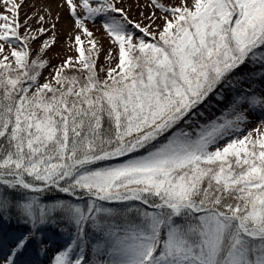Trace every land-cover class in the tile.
Returning <instances> with one entry per match:
<instances>
[{"label":"snow or ice","instance_id":"6c2138e0","mask_svg":"<svg viewBox=\"0 0 264 264\" xmlns=\"http://www.w3.org/2000/svg\"><path fill=\"white\" fill-rule=\"evenodd\" d=\"M0 3V264H264V0Z\"/></svg>","mask_w":264,"mask_h":264},{"label":"rangeland","instance_id":"374dc122","mask_svg":"<svg viewBox=\"0 0 264 264\" xmlns=\"http://www.w3.org/2000/svg\"><path fill=\"white\" fill-rule=\"evenodd\" d=\"M17 3H21L20 8V20L23 22L26 17H33V20L31 23L33 26H37L35 23V17L37 15H45L46 18L49 21H55V18L57 15L60 17V21L58 23V32L57 35L59 37L58 43L47 53V56H45V59H49L53 65L58 64L62 62V59L66 55H74L73 52L70 51L69 45L72 43V41L68 40V34L72 31L71 28V19L68 16L67 8L66 6L61 7L63 5V0H16ZM141 8H133L131 13V18L138 19L140 18L138 15L139 11H147L146 8H144V5L148 4V0H140ZM0 14H5V6L0 3ZM90 29L95 33L96 37L100 42L104 45L105 49L109 47L107 40L105 39L102 30H99V22L95 23V26L92 22H89ZM23 32V29L21 30ZM36 45L34 44L33 47ZM103 62V59H102ZM113 62V66H114ZM99 71V69H98ZM48 70H45L44 75L47 76ZM101 76L104 75V73H100ZM254 127V125L249 126ZM59 242V237H56L55 240ZM52 251H55V246L53 247ZM51 255V252L49 253ZM101 259H108L107 256L101 257ZM43 264H48V260H44Z\"/></svg>","mask_w":264,"mask_h":264},{"label":"trees","instance_id":"16d2710c","mask_svg":"<svg viewBox=\"0 0 264 264\" xmlns=\"http://www.w3.org/2000/svg\"><path fill=\"white\" fill-rule=\"evenodd\" d=\"M12 226H14L13 225V222H5L6 230H9L10 231ZM49 235L52 236V239L53 240H55V238L58 237L57 235H55L52 232H50ZM30 258L33 261V263H36V259L39 260L41 258L43 260L45 257L44 256H35V255H33Z\"/></svg>","mask_w":264,"mask_h":264}]
</instances>
